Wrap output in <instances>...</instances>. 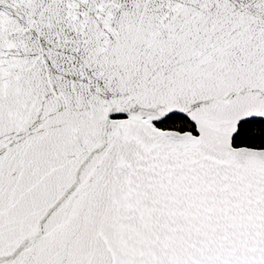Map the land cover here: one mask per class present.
<instances>
[{"label":"snow or ice","instance_id":"6c2138e0","mask_svg":"<svg viewBox=\"0 0 264 264\" xmlns=\"http://www.w3.org/2000/svg\"><path fill=\"white\" fill-rule=\"evenodd\" d=\"M0 264H264V0H0Z\"/></svg>","mask_w":264,"mask_h":264}]
</instances>
